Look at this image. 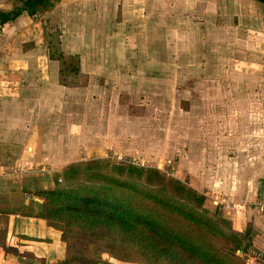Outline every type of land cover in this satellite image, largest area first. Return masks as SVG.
<instances>
[{"label": "rangeland", "instance_id": "obj_1", "mask_svg": "<svg viewBox=\"0 0 264 264\" xmlns=\"http://www.w3.org/2000/svg\"><path fill=\"white\" fill-rule=\"evenodd\" d=\"M17 3L0 0V9L10 10ZM263 4L264 0H59L49 10L21 16L0 30V67H14L29 76L43 71L53 86L65 81L85 87L88 96L100 99L103 118H109L111 107L117 108L119 119L131 115L129 126L140 145L142 139L146 144L98 158L155 167L189 185L190 171L199 172L198 181L209 188L196 189L205 195L210 214V122L213 129L218 124L226 132L223 122L229 121L236 133L254 127L261 115L264 122ZM50 39L54 44L61 41L66 59L78 56L77 77L63 79L60 62L44 58L49 56ZM148 113L155 121L138 123ZM140 128H147L148 137L139 133ZM104 170L113 172L111 167ZM85 177L82 174L78 181L89 183ZM71 243L72 239L66 243L67 259ZM103 256L111 264H141Z\"/></svg>", "mask_w": 264, "mask_h": 264}, {"label": "crops", "instance_id": "obj_2", "mask_svg": "<svg viewBox=\"0 0 264 264\" xmlns=\"http://www.w3.org/2000/svg\"><path fill=\"white\" fill-rule=\"evenodd\" d=\"M46 57L50 58L45 54ZM2 68L0 264H20V259L56 264L67 259L68 243L62 239V231L38 216L44 199L36 196L34 190L53 188L55 175L62 174L72 163L105 157L113 150L132 151L143 147L146 140L142 139L140 145L134 128L129 126L131 115L119 119L117 108L111 107L106 114L109 118H103L100 99L88 96L85 87H72L63 81L54 87L43 71L29 72V76L14 67L6 71ZM32 76L41 82L30 83ZM150 116L148 113L138 123L148 125L155 121ZM223 124L226 132L218 124L213 129L210 122V212L229 220L234 230L249 232L252 241L248 253H264L263 117H256L254 127L237 133L231 131L229 121ZM140 129L139 133L146 136L147 128ZM190 173L193 188H209L208 183L198 181L199 172ZM218 198L226 199L230 206ZM8 247L34 259L6 252Z\"/></svg>", "mask_w": 264, "mask_h": 264}, {"label": "trees", "instance_id": "obj_3", "mask_svg": "<svg viewBox=\"0 0 264 264\" xmlns=\"http://www.w3.org/2000/svg\"><path fill=\"white\" fill-rule=\"evenodd\" d=\"M58 1L16 0L12 9H0V30ZM60 44L50 39L49 57L60 62L63 79L75 78L80 60L76 55L66 59ZM108 167L113 172L104 170ZM82 174L90 184L78 181ZM34 194L44 199L38 216L62 231L64 241L72 239L71 257L56 264H111L105 253L141 264H247L249 232H238L229 220L209 214L205 195L155 167L108 158L75 162L55 175L53 188H37ZM6 252L27 256L12 247ZM20 264L35 263L20 259Z\"/></svg>", "mask_w": 264, "mask_h": 264}, {"label": "built area", "instance_id": "obj_4", "mask_svg": "<svg viewBox=\"0 0 264 264\" xmlns=\"http://www.w3.org/2000/svg\"><path fill=\"white\" fill-rule=\"evenodd\" d=\"M3 171H1L2 174ZM5 173V172H3ZM60 181H63L62 179H60ZM219 199V198H218ZM222 203H225V205L227 207L230 206L229 201H227L226 199H219ZM247 263L248 264H261L264 263V253L262 251H257V250H251V252H249L247 254Z\"/></svg>", "mask_w": 264, "mask_h": 264}, {"label": "water", "instance_id": "obj_5", "mask_svg": "<svg viewBox=\"0 0 264 264\" xmlns=\"http://www.w3.org/2000/svg\"><path fill=\"white\" fill-rule=\"evenodd\" d=\"M37 264H39L38 262H36Z\"/></svg>", "mask_w": 264, "mask_h": 264}, {"label": "flooded vegetation", "instance_id": "obj_6", "mask_svg": "<svg viewBox=\"0 0 264 264\" xmlns=\"http://www.w3.org/2000/svg\"><path fill=\"white\" fill-rule=\"evenodd\" d=\"M263 7H264V4H263Z\"/></svg>", "mask_w": 264, "mask_h": 264}]
</instances>
